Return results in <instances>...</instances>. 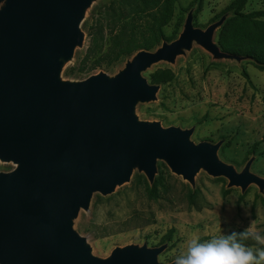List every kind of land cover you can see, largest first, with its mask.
Wrapping results in <instances>:
<instances>
[{
  "label": "water",
  "instance_id": "obj_1",
  "mask_svg": "<svg viewBox=\"0 0 264 264\" xmlns=\"http://www.w3.org/2000/svg\"><path fill=\"white\" fill-rule=\"evenodd\" d=\"M95 1L0 0V162L14 166L0 172V264H174L159 260L167 244L117 246L97 256L74 227L95 193H114L135 170L153 183L159 161L192 186L205 170L229 187L245 192L255 184L264 193L253 157L238 171L220 158L223 141L196 143L194 127H164L137 114L160 90L144 73L175 63L194 43L214 59H251L215 40L230 13L201 28L191 10L175 40L139 50L116 74L64 79Z\"/></svg>",
  "mask_w": 264,
  "mask_h": 264
},
{
  "label": "rangeland",
  "instance_id": "obj_2",
  "mask_svg": "<svg viewBox=\"0 0 264 264\" xmlns=\"http://www.w3.org/2000/svg\"><path fill=\"white\" fill-rule=\"evenodd\" d=\"M109 1L96 0L87 11L82 24L84 45L65 65L64 79L83 80L101 71L114 75L124 67L122 62L88 69L95 60L87 54L92 25L100 16L101 5ZM232 1L179 0L178 18L166 31L181 30L175 23L179 17L185 20L191 10L194 23L206 28L227 12ZM260 9H264V0H249L243 12ZM153 73L164 82L148 79L160 85V90L156 101L138 104L140 119L160 121L164 127H194L193 141H223L218 152L222 160L241 171L253 157L251 170L264 177V68L251 59H214L194 43L175 63L158 62L144 75L149 78ZM13 167L0 162V172ZM250 224L264 232V193L255 184L242 192L240 187H229L225 177L200 170L192 186L159 161L153 183L135 170L131 181L118 186L114 193H95L89 210L80 212L74 227L87 237L97 256L107 257L117 246L167 244L159 260L170 263L190 237L204 241L222 233L241 232Z\"/></svg>",
  "mask_w": 264,
  "mask_h": 264
},
{
  "label": "trees",
  "instance_id": "obj_3",
  "mask_svg": "<svg viewBox=\"0 0 264 264\" xmlns=\"http://www.w3.org/2000/svg\"><path fill=\"white\" fill-rule=\"evenodd\" d=\"M248 1H232L226 12H230V16L216 32L215 40L223 51L250 57L258 67L264 68V9L245 13L243 8ZM178 2L110 0L101 5L100 16L92 25L94 32L87 53L95 60L88 69L109 68L126 62L139 50H154L163 41L175 40L185 20L179 17L175 23L181 30L176 29L171 34L166 30L178 18ZM148 79L154 83L164 82L155 73Z\"/></svg>",
  "mask_w": 264,
  "mask_h": 264
},
{
  "label": "clouds",
  "instance_id": "obj_4",
  "mask_svg": "<svg viewBox=\"0 0 264 264\" xmlns=\"http://www.w3.org/2000/svg\"><path fill=\"white\" fill-rule=\"evenodd\" d=\"M174 264H264V232L250 224L241 232L222 233L204 241L190 237Z\"/></svg>",
  "mask_w": 264,
  "mask_h": 264
}]
</instances>
